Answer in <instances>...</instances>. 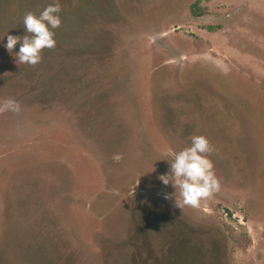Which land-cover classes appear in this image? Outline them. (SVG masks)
<instances>
[{
	"label": "rangeland",
	"instance_id": "374dc122",
	"mask_svg": "<svg viewBox=\"0 0 264 264\" xmlns=\"http://www.w3.org/2000/svg\"><path fill=\"white\" fill-rule=\"evenodd\" d=\"M54 2L0 0V264H264V0H58L20 64ZM194 136L195 208L158 179Z\"/></svg>",
	"mask_w": 264,
	"mask_h": 264
},
{
	"label": "clouds",
	"instance_id": "9594fccd",
	"mask_svg": "<svg viewBox=\"0 0 264 264\" xmlns=\"http://www.w3.org/2000/svg\"><path fill=\"white\" fill-rule=\"evenodd\" d=\"M61 10L60 3L55 0L38 16L27 13L23 24L30 35L20 37L7 34V42L3 46L9 53H13L14 47L19 43V51L14 56L20 64L40 63L42 50L52 49L56 45L53 30L61 25ZM213 151L206 137L194 136L189 148L172 153L170 172L158 177L163 185H172L174 189L180 190L183 205L199 207L202 200L211 198L220 191V181L213 171L211 160L208 159ZM176 205L180 208L179 204Z\"/></svg>",
	"mask_w": 264,
	"mask_h": 264
},
{
	"label": "trees",
	"instance_id": "16d2710c",
	"mask_svg": "<svg viewBox=\"0 0 264 264\" xmlns=\"http://www.w3.org/2000/svg\"><path fill=\"white\" fill-rule=\"evenodd\" d=\"M207 257H209L208 255H206ZM210 264V263H209Z\"/></svg>",
	"mask_w": 264,
	"mask_h": 264
}]
</instances>
